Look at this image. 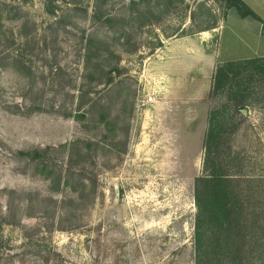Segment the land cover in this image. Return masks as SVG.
Returning a JSON list of instances; mask_svg holds the SVG:
<instances>
[{"label":"rangeland","instance_id":"1","mask_svg":"<svg viewBox=\"0 0 264 264\" xmlns=\"http://www.w3.org/2000/svg\"><path fill=\"white\" fill-rule=\"evenodd\" d=\"M242 1L261 20L222 0H0V264H195L194 179L228 95L213 72L264 56V0ZM189 43L206 50L169 53ZM236 83L224 145L264 175V88Z\"/></svg>","mask_w":264,"mask_h":264},{"label":"trees","instance_id":"2","mask_svg":"<svg viewBox=\"0 0 264 264\" xmlns=\"http://www.w3.org/2000/svg\"><path fill=\"white\" fill-rule=\"evenodd\" d=\"M222 1L241 17L261 20L242 0ZM45 10L55 14L49 1ZM240 76L260 81L264 88V56L226 60L213 72L209 95L223 91L228 95L222 108L208 113L202 174L194 179L195 264H264V175L245 173L247 158L224 145L231 133L224 123L233 121V111L243 107L249 96L236 83ZM111 80L110 76L107 82Z\"/></svg>","mask_w":264,"mask_h":264},{"label":"crops","instance_id":"3","mask_svg":"<svg viewBox=\"0 0 264 264\" xmlns=\"http://www.w3.org/2000/svg\"><path fill=\"white\" fill-rule=\"evenodd\" d=\"M260 27H261L260 30H261V33H262V31H264V24H260ZM171 47H173V48H172L171 51H169V53L178 54L179 57H181V58L183 57L187 61H193V60H191V57L188 56V55H190L191 53L195 52L194 48L196 49V51L198 50L201 53H203L206 50V49H204L203 45L200 44V43H195V44H190L189 43V44H183V45H179V46L174 44ZM198 55H199V57L202 56L200 54H198ZM205 61H207V57H206ZM184 93L191 98L190 92H188V90H187V93H186V91H184Z\"/></svg>","mask_w":264,"mask_h":264}]
</instances>
